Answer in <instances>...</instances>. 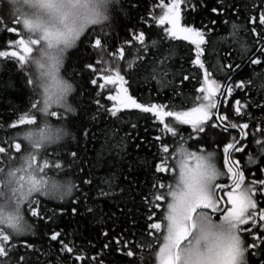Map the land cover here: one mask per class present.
<instances>
[{"label": "trees", "instance_id": "16d2710c", "mask_svg": "<svg viewBox=\"0 0 264 264\" xmlns=\"http://www.w3.org/2000/svg\"><path fill=\"white\" fill-rule=\"evenodd\" d=\"M168 2L164 0V3ZM121 3V11L115 13L110 25L89 30L82 37L79 45L69 53L65 66V71L76 82L72 99L79 111L72 116L58 113L55 119H66L75 136L68 143L49 149L44 159L49 160L50 167L59 162L60 170L75 178L74 194L60 201L35 197L40 200L43 220L32 217L26 207L34 230L14 241L18 253L13 256V264L19 255H26L35 264H100L101 261L103 264H151L146 248L149 243H157L152 238L156 233L147 234L145 218L152 213L156 203L152 185L167 184L171 179L160 177L155 166L163 162L171 168L173 149L177 145H187L196 152H214L224 170L223 146L225 143L235 144L240 138L236 147L243 148V151L237 153L233 150L231 159L239 161L246 181L264 179V149L255 143L256 140L264 143V134L257 132L258 125L264 129V88H259L264 82V54H261L264 25L259 22L264 12V0H223L222 3L218 0H187V4H181V23L194 24L205 33L207 43L202 45L205 49L202 60L212 73L211 78L234 89L229 96L225 86L220 120L228 127L237 125L239 130L228 129L226 132V128L217 122L214 109L212 120L204 125V133L192 130L190 125L180 126L176 129V137H172L152 114L130 110L113 117L107 111L112 102L106 99L108 88H99L103 83L99 77L109 74L107 69L112 66L113 57H119L121 48L124 49V59L117 61L119 69L131 85L130 93L141 103L167 104L169 108L164 110H170L173 104H180L184 95H196L195 89L200 87L197 78L203 77V71L188 59V42L167 39L163 32L167 25L158 26L153 19V16L161 15L160 0H121ZM214 7L218 9L216 13L211 11ZM252 17L256 18L255 22ZM234 24L239 26L235 34ZM9 28H16L17 32L10 33ZM252 28H256L259 36L252 33ZM140 32L145 34L144 45L133 39ZM21 36L15 22L0 25V51L23 54L15 43ZM95 39H101L99 48L92 47ZM129 40H132L131 45ZM153 40L158 42L155 46ZM253 59H259L261 63L252 64ZM90 63L96 69L95 73L87 67ZM236 65L241 67L237 69ZM25 68L26 64H21L15 57H0V146L6 148L3 142L14 131L9 126L28 114L31 105L32 93ZM185 75L189 80H183ZM91 79H97V85H91ZM240 81L245 82L244 86L236 88ZM220 95L217 94L218 100ZM237 100L240 105L236 104ZM244 104L248 107H242V115H237L235 107ZM164 123L171 124V121L165 118ZM245 123L249 124L244 130L248 135L241 139L240 127ZM212 124L217 127L213 128ZM156 137L160 139L156 140ZM165 145L169 148L168 154L162 151ZM72 152L77 155L73 157ZM249 156L255 163L249 162ZM110 177H114L112 195L106 197L100 194V190L109 191L105 181ZM85 180H90L91 184H85ZM255 198L259 211L264 207V196ZM73 207L77 208L76 215L72 214ZM88 207L94 209L95 216L87 212ZM61 208L64 214H61ZM156 212L157 219L152 222L159 220L160 210ZM49 216L53 219L48 220ZM54 231L61 232L57 241L50 239ZM104 231L108 232L107 237L102 235ZM256 231L264 236V230L257 227ZM116 239H120L119 245ZM245 239L252 242L248 236ZM60 240L73 248V252H61ZM106 243L109 245L107 249L104 248ZM26 244L34 245V248L28 249ZM261 247L264 248V242ZM128 251L133 257L127 256ZM77 256L83 259L77 260ZM249 264L258 262L249 259Z\"/></svg>", "mask_w": 264, "mask_h": 264}, {"label": "clouds", "instance_id": "9594fccd", "mask_svg": "<svg viewBox=\"0 0 264 264\" xmlns=\"http://www.w3.org/2000/svg\"><path fill=\"white\" fill-rule=\"evenodd\" d=\"M121 9V0H0V25L15 22L32 49L25 60V71L32 93L27 111L33 119L11 134L23 150L14 157L11 153L0 156L6 161L0 166V228L10 235L23 236L34 230L26 214L30 200L43 197L60 201L74 194L76 181L72 175L54 166L41 171L49 149L66 144L75 136L66 119H55L52 114L72 116L79 111L72 99L76 82L65 71L69 53L89 30L110 25ZM191 151L187 145L173 149L171 188L161 193L165 198L161 212L163 231L159 243H151L152 247L146 250L151 264H175L177 260L178 264H222L234 245L236 222L198 208L192 217L195 227L190 223V233L175 247L177 227L187 223L186 209L195 202L196 193L203 190L212 195L216 183L209 169L198 167L195 159L189 162L185 158L186 152ZM201 155L210 168L222 171L215 157L208 158L207 152ZM242 190L251 192L247 184ZM169 204L175 209L171 213Z\"/></svg>", "mask_w": 264, "mask_h": 264}, {"label": "snow or ice", "instance_id": "6c2138e0", "mask_svg": "<svg viewBox=\"0 0 264 264\" xmlns=\"http://www.w3.org/2000/svg\"><path fill=\"white\" fill-rule=\"evenodd\" d=\"M223 0H218V3H222ZM187 4V0H169L168 3H164V0H160L159 7L161 9V15L158 17L153 16L156 24L158 26H164L163 32L165 37L169 40H176L178 42H188V52L189 56L188 59L190 60L191 64L194 66H198L199 70L203 71L202 79L197 77L198 82L200 83V87L195 89L196 95L187 96L184 95L180 101V104H173L170 110H164L169 108L167 104H156V103H141L139 102L138 98L130 93L131 85L128 83V80L125 78L124 75L121 74L119 69L118 60L124 59V49H119V57H113V64L111 67L107 69L109 74L103 75L99 77L103 80V83L99 84L100 89L108 88L109 94L107 95L106 99L112 102V105L108 112H110L111 116L118 117V113L123 115L124 112L130 110H138L140 113L145 114H152L156 120L163 124L165 130L172 134V137L177 136L176 129L180 126H191L192 130H195L199 133L205 132L204 125L212 120L213 118V110L218 109L220 106V101L217 99V94H223L225 90V86L220 85V83L212 79V73L208 71L205 67V63L202 60V56L204 55L205 49L202 45L206 44L207 41L205 39V33L194 24H189L185 22L184 24L181 23V4ZM192 10L195 11V6H192ZM222 10V9H221ZM211 11L216 13L218 11L217 8H212ZM252 22H255L256 18H251ZM260 24L264 25V12L261 13L259 17ZM213 24L215 21L212 22ZM238 25H233V30L235 34V30L238 28ZM10 33H16V28H9L7 29ZM252 33L259 36V33L256 32V28H252ZM86 35V34H85ZM84 35V36H85ZM83 36V37H84ZM133 39L138 41L141 45H144L145 42V34L144 32H140L139 35L134 36ZM15 43L19 45L23 54L20 52L13 51L3 52L0 51V57H15L18 61L23 64L25 63L27 55L31 52V46L29 45L28 41H26L22 36L20 39L16 40ZM101 39H95L92 47L99 48L101 46ZM153 45L155 46L158 42L156 40L152 41ZM128 44H132V40L128 41ZM194 46V48L192 47ZM261 54H264V46H262ZM194 57V58H193ZM252 64H260L261 61L259 59H253L251 61ZM131 66V65H129ZM89 69H92L93 73L96 72V69L90 63L87 65ZM231 69V65L228 66ZM241 65H236V68L239 69ZM231 79V77H229ZM183 80H189V76L185 75ZM91 85H97V79H91ZM244 81H240L236 84V88H242L244 86ZM111 86V88H109ZM114 88V91L111 89ZM259 88H264V82H261ZM226 91L229 96L233 93L234 89L231 85L226 86ZM100 93H97L99 95ZM176 95L180 96L181 93H176ZM99 105V100L96 101ZM237 105H240V101H236ZM186 105H192L190 107H186ZM34 106V105H33ZM102 107V105H101ZM247 108L248 105L244 104L239 107H235V112L237 115H242L241 108ZM259 107V105H256ZM54 117L58 116V113L52 114ZM165 118H169L171 124L164 123ZM249 118H251L249 114ZM31 117L28 114L22 115L15 123L11 124L9 127L11 130H15L17 125H22L24 123H31ZM216 119H221V117L217 116ZM223 119H226L224 117ZM133 128L136 127L135 124L132 125ZM213 128H216V124H212ZM232 129L237 128V125L232 124L230 126ZM249 128V124L245 123L240 127L241 131V139L247 137L248 133L244 131L245 129ZM225 131L227 132L228 129L226 128ZM257 132L264 134V129L260 128L259 125L257 126ZM87 135V133H85ZM156 140H159L160 137H156ZM7 145L0 146V156H7L9 153H15L18 155L23 149L20 143H17L14 139L11 138V134L8 135L7 140L3 142ZM256 145L264 149V143L260 140L255 141ZM181 147L184 144H180ZM138 147V146H137ZM239 153L243 151V148L235 147L233 143H225L223 146V169L220 172H216L214 168H210L205 160V157L201 155L204 153L203 150L200 152L191 151L186 152L185 158L191 162L194 159L197 161L198 167H203L209 169V173L211 175V179L216 180L214 186V194L210 195L208 192L203 190L196 193L195 202L190 205L187 209V215L184 219L187 223L181 224L177 227L175 233V247L178 248L179 244L187 237L190 233L189 224L191 223L192 227H195L194 223H192V217L197 211L198 208H205L208 209L212 214L219 215L220 218L230 217L233 219L236 224L238 225V232L234 242L233 247L230 249L229 253L227 254L226 258L222 261V264H249V259H253L254 261L258 262V264H264V248L261 247V243L264 242V236L257 234V227L260 230H264V207L258 209V201L255 197L257 196H264V179L260 180H252L246 181L244 171H241L239 168V161H234L230 159L232 152ZM163 153L168 154L169 148L165 145L162 149ZM208 158L216 157L214 152H207ZM13 155V157L15 156ZM71 155L75 157L77 155L76 152H72ZM174 155L172 156V159ZM33 162H35V158H33ZM249 162L255 163L251 156H249ZM6 163L5 159H0V166ZM55 167L57 169H61V164L59 162H55L51 165V167ZM50 167L49 160L44 159L41 164V171L43 169ZM221 168V167H220ZM155 172L160 176H168L171 178L172 173L174 172L173 168L167 167L164 165L163 162L156 164ZM155 179V178H154ZM114 177H110L105 181L108 185L109 191H104L103 189L100 190V194L106 197H110L112 195V187H113ZM226 181V182H222ZM85 184H91L90 180H85ZM247 184L251 189V192H246L242 190V186ZM171 188V183H154L152 185V190L156 193L154 195V200L156 201L154 209L152 213L148 215L146 220V228L148 230V235L152 236L153 231L156 233L153 239L159 243L158 237L159 234L163 231V226L161 223V215L159 217L158 222H152L154 219H157V212L156 210H160L164 207L165 198L161 195V189ZM123 191V189L121 190ZM35 205V206H34ZM27 209L30 211L32 217H38L39 219L43 220L44 217L41 215L40 209V200L39 199H32L27 203ZM169 212H173L175 209L172 204L168 205ZM49 211H52L49 209ZM72 214H77V208L73 207L71 209ZM87 212L93 214L95 216L94 209L92 207L87 208ZM61 214H64V209L61 208ZM53 216H55V212H53ZM53 216H49L48 220H52ZM258 221L261 223L258 224ZM172 226V218L171 215L169 216V228L171 229ZM102 235L107 237L108 232H102ZM61 236L60 231H54L50 239L51 241H57L58 238ZM245 236L251 238L252 242H247ZM21 236L10 235L8 232L4 231L0 228V264H13V256L18 253V246L14 242L17 238ZM167 240V237H166ZM62 247L60 248L61 252H68L72 253L73 248L69 247L67 244L64 243L63 240L59 241ZM116 244H120V239H116ZM28 249H33L34 245L26 244ZM109 245L106 243L104 248L107 249ZM152 244L149 243L147 245L146 250L150 249ZM161 249L163 250L164 245H160ZM241 249L244 250V256L241 257ZM144 251V249H142ZM128 257H133V253L131 251L127 252ZM157 258H159V253L157 254ZM77 260L83 259L82 256H77ZM96 258L93 257V260ZM144 259V257H141ZM15 264H35V262L31 261L27 258L26 255H19L18 260L15 261ZM103 264V261L100 262ZM178 264V260L175 262Z\"/></svg>", "mask_w": 264, "mask_h": 264}, {"label": "water", "instance_id": "95a60500", "mask_svg": "<svg viewBox=\"0 0 264 264\" xmlns=\"http://www.w3.org/2000/svg\"><path fill=\"white\" fill-rule=\"evenodd\" d=\"M225 91V90H224ZM224 93V92H223ZM222 97H223V94L222 95H220V98H219V101L221 102V99H222ZM221 104V103H220ZM219 109H220V106H219V108L218 109H216V111H215V118L217 117V116H219ZM217 120V122L220 124V125H222L223 127H225V128H227V129H229V130H239L238 128H235V129H232L231 127H228V126H226V125H224V124H222V122H221V120L220 119H216ZM240 135H241V131H240ZM239 141H240V138L237 140V142L234 144V146L236 147L237 146V144L239 143ZM230 152H233V150H231L230 149ZM230 159H231V157H230Z\"/></svg>", "mask_w": 264, "mask_h": 264}, {"label": "rangeland", "instance_id": "374dc122", "mask_svg": "<svg viewBox=\"0 0 264 264\" xmlns=\"http://www.w3.org/2000/svg\"><path fill=\"white\" fill-rule=\"evenodd\" d=\"M192 151H194V150H192ZM197 152H200V151H197ZM204 152H208V151H204ZM212 152V151H211ZM216 159H217V155H216V157H215ZM246 178V177H245Z\"/></svg>", "mask_w": 264, "mask_h": 264}, {"label": "bare ground", "instance_id": "6f19581e", "mask_svg": "<svg viewBox=\"0 0 264 264\" xmlns=\"http://www.w3.org/2000/svg\"><path fill=\"white\" fill-rule=\"evenodd\" d=\"M226 86V85H225ZM220 110V109H219Z\"/></svg>", "mask_w": 264, "mask_h": 264}]
</instances>
